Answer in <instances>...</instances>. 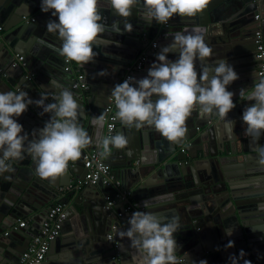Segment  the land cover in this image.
I'll use <instances>...</instances> for the list:
<instances>
[{"label": "water", "instance_id": "obj_1", "mask_svg": "<svg viewBox=\"0 0 264 264\" xmlns=\"http://www.w3.org/2000/svg\"><path fill=\"white\" fill-rule=\"evenodd\" d=\"M98 8L107 30L98 46L93 47L97 53L94 62L84 66L75 63L66 70L63 57L56 51L61 43L58 35L47 32L48 21L58 22V17H53L51 10L42 12L41 0H0V91L23 90L36 101L45 92L58 93L59 89L50 83V79L54 80L75 94L80 104L78 123L89 134L95 130L103 136L104 127L97 129L91 119L103 113L126 66L159 34L160 39L156 40L159 46L148 52V63L156 62L166 38L173 39L172 31L180 24L181 32L195 26L206 28V42L213 48V56L206 62L226 59L238 73L239 78L227 86L234 93L236 107L225 119L202 118L198 110L194 111L186 121L188 131L179 143L168 141L153 127L137 130L117 120L114 135L123 133L128 144L123 149L113 148L106 161L114 178L130 190V195L126 201L118 199L109 208L105 197L115 194L117 189L104 185L101 179L93 185L69 188L73 178L84 177L81 162L54 179H41L35 173L36 162L27 153L21 160L8 161L12 171L0 174V232L14 225L23 214L39 212L42 221L46 208L58 199L56 202L66 206L63 226L68 228H62L50 243L45 259L38 264H141L139 252L130 246L128 238L118 236L117 229L128 227L132 214L123 211L126 202L143 206L142 202L148 200L150 207L143 206L145 210L162 220L181 217V230L174 235L176 255L185 258L183 264L191 261L199 264L200 260L230 264L229 257L238 256L241 249L252 264H264V212L257 208L264 202V167L258 165L254 150L264 146V134L258 141L244 134L242 114L252 102L240 97V90H250L254 86L253 76H257L259 59L255 55L254 32L259 28L264 41V0H208L202 13L195 17L173 16L166 27L142 20L141 4L133 8L128 18L116 15L109 0H99ZM255 15L259 18L255 19ZM126 23H131V32L124 30ZM16 54L23 55L25 64L13 65ZM176 58V54H168V59ZM148 63L144 65L146 68L133 71L132 77H146ZM200 63L196 61L198 74ZM76 68L84 75L86 90L71 87ZM101 71L107 75H99ZM24 113L15 119L23 126L21 135L27 133L31 139V134L44 126L50 114L43 113L35 103ZM227 121H234V127ZM119 211L121 216H117ZM226 230L231 234L226 235ZM110 232L112 239L108 240ZM12 233L21 234L23 243L17 247L0 240V254L4 255L0 264H17L37 232L31 233L26 227ZM10 234L8 237L14 238ZM229 240L235 246L226 249ZM54 244L58 245L56 251Z\"/></svg>", "mask_w": 264, "mask_h": 264}, {"label": "clouds", "instance_id": "obj_2", "mask_svg": "<svg viewBox=\"0 0 264 264\" xmlns=\"http://www.w3.org/2000/svg\"><path fill=\"white\" fill-rule=\"evenodd\" d=\"M99 0H41V11L49 12L56 20H49L47 32L58 35L60 45L56 49L68 62L84 66L94 62L98 46L107 26L98 8ZM116 15L128 18L137 4H141L140 18L147 23L155 21L166 25L173 16L195 17L202 13L208 0H109ZM124 30L131 32V23H126ZM207 29L200 26L176 32L173 40L164 46L152 63L147 76L136 79L129 76L122 83H117L111 90L115 105L113 119L127 128L153 127L168 141L179 143L188 129L186 121L194 111L200 117L218 116L225 119L236 107L234 93L227 90L232 82L239 78L233 66L226 59H217L207 63L213 56V48L206 42ZM119 32V31H118ZM42 43H44L42 41ZM177 55L175 60L168 59V54ZM199 60L198 74L196 61ZM99 75H107L101 71ZM254 86L249 90L241 89L240 97L250 103L245 107L242 120L246 125L244 134L258 141L264 134V76H253ZM58 88L51 103H45L49 96L45 92L39 100L33 101L23 90L0 91V174L11 172L10 160H21L27 153L36 162L35 173L41 179L56 178L64 174L69 162L80 159L82 150L93 143L99 149L101 158H106L115 149H123L128 144L127 137L116 132L115 135L101 136L95 140L78 123L80 104L75 94L67 87L51 80ZM136 85V86H134ZM247 92V95L245 93ZM155 97V98H154ZM35 103L50 114L44 126L29 134L23 132V126L17 122ZM107 113L93 116L91 124L103 129ZM234 127V121H227ZM111 130V128H110ZM111 146V147H110ZM257 163L264 167V146L254 149ZM159 199H162L160 197ZM145 208L149 201L142 202ZM264 212V202L257 205ZM126 230H118L120 238H128L130 246L141 256V264H183L185 258H178L175 233L181 230L179 215L163 220L152 212L136 211L127 221ZM231 233L226 230V235ZM235 242L229 240L225 248H233ZM247 253L241 249L238 256L229 257L230 264H252L245 259ZM191 264H196L191 261ZM199 264H208L200 260Z\"/></svg>", "mask_w": 264, "mask_h": 264}, {"label": "built area", "instance_id": "obj_3", "mask_svg": "<svg viewBox=\"0 0 264 264\" xmlns=\"http://www.w3.org/2000/svg\"><path fill=\"white\" fill-rule=\"evenodd\" d=\"M259 15H255V19H258ZM33 20V18H32ZM170 24V20L166 25H160L161 27H166ZM1 29V27H0ZM254 42L256 45V57L259 59L257 66V76H264V41L261 30L258 28L254 32ZM157 48L156 39H152L148 46L143 49L135 58L130 70L125 72L119 83H122L129 76L132 77L133 71L141 70L144 67V64L148 58V52L154 51ZM16 60L13 62L15 65L17 62L24 63L23 55L16 54ZM64 62L66 63L65 69L68 70L75 66V62H68L64 57ZM28 79L29 77L26 76ZM72 88H80L86 90L88 85L84 80V75L80 72L78 68L74 70L73 84ZM48 100L52 101L53 92H48ZM46 101V102H47ZM45 102V103H46ZM115 105L111 97L107 104L104 106L103 112L107 113L106 123L104 125L103 136L114 135L116 128L117 119H113L115 114ZM111 128V130H110ZM198 129V128H197ZM181 151H184L183 148H180ZM99 149L96 148H86L82 150V154L79 160L75 162H69L68 167L72 168L77 165L78 162H81L83 168L85 169V174L83 178H77L74 182L70 183V187L80 188L85 185H93L99 179L106 186H112L117 189L115 194L110 193L105 197L106 207L109 208L112 206L118 199L126 201L127 197L130 195V190L123 188L122 183L119 179L114 178L111 173L110 165L107 163L106 158H101L99 155ZM123 211L133 214L136 211H145L143 206H138L134 201L126 202L124 204ZM122 211L117 213V216H121ZM67 219V210L66 206L59 202H54L46 208V213L44 218L40 223V228L37 233L29 240L27 247L22 251L19 256L17 264H38L43 261L46 257V254L49 250L50 243L54 241L60 234L63 224ZM26 225L24 219L18 220L16 225L11 226L9 229H6L0 233V239L2 237H7L13 230L23 228ZM114 226L112 227V230ZM107 239H112V232L107 234ZM116 246V245H115ZM114 258V256L112 257Z\"/></svg>", "mask_w": 264, "mask_h": 264}, {"label": "crops", "instance_id": "obj_4", "mask_svg": "<svg viewBox=\"0 0 264 264\" xmlns=\"http://www.w3.org/2000/svg\"><path fill=\"white\" fill-rule=\"evenodd\" d=\"M172 20H173V18H171L170 19V22H172ZM180 29H182V26L179 24L178 25V27H175L174 29H173V33L172 34H175L176 32H178V31H180L181 32V30ZM154 38L156 39V40H159L160 39V37H159V34H156L155 36H154ZM166 44H165V46H167L168 44H170L171 42H172V38H166ZM169 41H171V42H169ZM158 43V42H157ZM158 44H160V42L158 43ZM112 45H114V44H112ZM112 45H110L109 46V48H111L112 47ZM159 46V45H158ZM113 48H115V47H113ZM154 63V62H153ZM149 64V63H148ZM151 65H152V63H150L149 64V67H148V69L151 67ZM131 66H132V63L129 65V66H126L127 68H126V70H125V72H127L128 70H130V68H131ZM144 68H146L145 66H144ZM124 72V73H125ZM3 76H5V73H2V77ZM119 83V82H118ZM24 117H27V115L24 113ZM92 138H93V140H95V137H96V135H97V132L95 131V130H92V132L89 134ZM94 143L92 144V145H90L88 148H94ZM73 177V176H72ZM74 178L70 181V183H72V182H74ZM90 200H92L91 198H90ZM56 201H58V199L56 200H52V203H54V202H56ZM137 203V202H136ZM74 216H75V218H76V215L74 214ZM17 220L15 221V224L14 225H16L17 224V222H18V220H22V219H24L25 221H26V225L23 227V228H28L30 231H31V233H36L38 230H39V228H40V223H41V215H40V213L39 212H37V214H33V215H26V214H23V215H21L20 217H18V218H16ZM77 220V219H76ZM13 226V225H12ZM11 227V226H10ZM10 227H8V228H6V229H9ZM67 226H65V228H64V226H63V230H67ZM6 229H4V230H6ZM3 230V231H4ZM1 233V232H0ZM11 236H13L14 238H9L8 236L7 237H2L0 240L2 241V240H7L8 242H11L13 245H16L17 247H20V245L23 243V240H24V238H23V236L21 235V234H19V233H12V234H10ZM53 249L56 251L57 249H58V245H55L54 244V246H53ZM60 251H62V248L60 249ZM55 253V252H54ZM0 257H4V255L3 254H0ZM118 257H120V255L118 256ZM122 257V256H121ZM128 259L130 258L129 256L127 257ZM6 260V259H5ZM131 262V261H130ZM86 264V263H85ZM88 264H90V263H88ZM93 264H96V263H93Z\"/></svg>", "mask_w": 264, "mask_h": 264}, {"label": "flooded vegetation", "instance_id": "obj_5", "mask_svg": "<svg viewBox=\"0 0 264 264\" xmlns=\"http://www.w3.org/2000/svg\"><path fill=\"white\" fill-rule=\"evenodd\" d=\"M145 37H147V36L145 35ZM157 46H158V43H157ZM137 55H138V54H137ZM134 58H136V56H135ZM146 63H148V58H147L145 64H146ZM145 64H144V65H145ZM198 130H201V127H198ZM187 161H189V159H187Z\"/></svg>", "mask_w": 264, "mask_h": 264}]
</instances>
